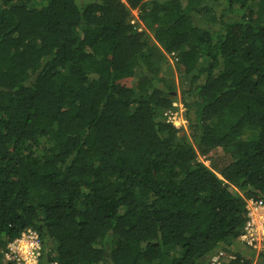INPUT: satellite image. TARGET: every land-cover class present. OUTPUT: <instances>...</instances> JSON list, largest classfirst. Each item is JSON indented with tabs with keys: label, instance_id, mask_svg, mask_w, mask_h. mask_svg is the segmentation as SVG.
<instances>
[{
	"label": "trees",
	"instance_id": "1",
	"mask_svg": "<svg viewBox=\"0 0 264 264\" xmlns=\"http://www.w3.org/2000/svg\"><path fill=\"white\" fill-rule=\"evenodd\" d=\"M248 200L264 0H0V264L30 230L37 264H264Z\"/></svg>",
	"mask_w": 264,
	"mask_h": 264
},
{
	"label": "built area",
	"instance_id": "2",
	"mask_svg": "<svg viewBox=\"0 0 264 264\" xmlns=\"http://www.w3.org/2000/svg\"><path fill=\"white\" fill-rule=\"evenodd\" d=\"M163 116L167 123L177 127L175 121L178 120L175 111H166ZM246 212L247 219L238 240L245 248L254 252L256 257L260 254L264 255V202L248 200ZM40 254L41 246L38 235L30 230L13 240L7 246L3 256L12 264H37ZM208 264L226 263H223L219 256H213Z\"/></svg>",
	"mask_w": 264,
	"mask_h": 264
},
{
	"label": "rangeland",
	"instance_id": "3",
	"mask_svg": "<svg viewBox=\"0 0 264 264\" xmlns=\"http://www.w3.org/2000/svg\"><path fill=\"white\" fill-rule=\"evenodd\" d=\"M132 23H134V24H136L137 25V30H139V31H141V30H143L144 28H143V26H142V24H140L138 21H137V14H136V12L135 11H132ZM137 21V22H136ZM174 109V110H173ZM170 111H175L176 113H177V120L178 121H175V125L177 126V127H183V129H184V132H186V121H185V119H184V117H183V108H182V106L181 105H179L177 102H175V103H173V105H172V108H171V110ZM214 154H215V152H212L211 154H209V157H212V156H214ZM198 160L201 162V163H203L204 165H208L209 164V162L208 161H205L204 160V158L203 157H198ZM241 248V247H240ZM243 251H245V252H248L244 247H243ZM249 253V252H248ZM253 253V255H254V252H252ZM247 254V253H246ZM251 253H249V255H250ZM3 264H5V263H12V262H8L7 260H5V258H3V262H2Z\"/></svg>",
	"mask_w": 264,
	"mask_h": 264
}]
</instances>
